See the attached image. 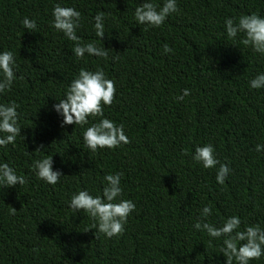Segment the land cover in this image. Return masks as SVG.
Returning a JSON list of instances; mask_svg holds the SVG:
<instances>
[{
	"label": "trees",
	"instance_id": "obj_1",
	"mask_svg": "<svg viewBox=\"0 0 264 264\" xmlns=\"http://www.w3.org/2000/svg\"><path fill=\"white\" fill-rule=\"evenodd\" d=\"M146 2L0 0V53L12 51L18 65L0 104L19 105L21 127L15 144L0 147V164L26 180L0 185V264H226L225 237L212 239L195 228L198 221L219 228L238 216L241 231L264 228V150H256L264 146V88L250 85L264 74V55L239 43L243 33L229 39L225 24L252 13L264 18V0H177L180 11L160 27L136 21L135 9ZM55 4L82 14L77 36L109 49L107 60L75 56L74 42L52 27ZM101 11L103 41L94 28ZM25 17L36 21L33 32L24 28ZM165 44L172 52H164ZM82 68H102L115 81V100L103 117L62 127L53 106ZM185 89L190 95L178 100ZM103 118L123 125L131 142L87 148L83 132ZM208 144L231 169L224 184L217 182L219 164L206 169L193 159ZM48 156L64 175L56 185L33 168ZM116 173H123L121 199L136 209L124 234L109 239L69 204L82 190L102 197L104 177ZM207 206L212 214L205 219ZM250 264H264V256Z\"/></svg>",
	"mask_w": 264,
	"mask_h": 264
},
{
	"label": "clouds",
	"instance_id": "obj_2",
	"mask_svg": "<svg viewBox=\"0 0 264 264\" xmlns=\"http://www.w3.org/2000/svg\"><path fill=\"white\" fill-rule=\"evenodd\" d=\"M177 0H164L163 6H158L152 0H147L135 9V19L141 25L160 27L166 18L172 13H178ZM54 20L52 27L62 31L68 40L74 42L73 52L78 59H84L85 54L96 56L107 60L109 49L98 47L96 43H82L77 36V29L81 25L82 14L74 7H62L55 4L52 13ZM106 13L101 11L94 17V28L96 36L103 41L105 36L104 19ZM24 28L33 32L37 28L34 19L25 17L22 21ZM227 36L236 40L238 34L244 36L239 43L250 46L255 52L264 55V18L257 13L242 15L238 22L234 19L225 21ZM146 30V29H145ZM165 53L172 52V49L165 44ZM118 59V57H117ZM14 53L3 51L0 53V93L11 91L14 81L17 79ZM23 79V77H19ZM253 89L264 88V74L257 75L251 80ZM115 81L108 79L102 68H97L95 72L81 69L66 91L64 99L53 107L57 113L63 116L64 125H79L83 127L89 123V117H103L104 107H111L115 100ZM190 95V90L185 89L183 95L177 99L182 101L185 96ZM19 105L12 102L8 105L0 104V147H7L15 144L16 138L21 135L19 124L20 115L17 111ZM83 140L87 148L92 152L99 149H116L121 144H128L131 141L125 135L124 126L116 125L107 118L101 119L97 124H93L83 132ZM41 147H43L41 145ZM257 151L264 150V146L257 145ZM36 152H41L37 149ZM187 154V153H185ZM197 162L202 163L206 169L215 168L219 164L217 172V182L224 184L231 169L220 163L216 158L215 149L211 144L195 149L193 157ZM37 178L50 185L59 183L60 177L64 176L61 171L53 170V157L48 156L36 160L33 164ZM123 173L108 174L104 177L107 186L103 189L101 196L93 197L88 191H79L73 195L69 207L75 212L84 211L88 213L96 223L93 228L107 238L118 237L124 234L128 217L135 211L136 205L130 199H121L123 188L121 187V177ZM26 183L23 175L18 176L14 168L8 163L0 164V185L7 188L17 185L23 186ZM11 213L15 214L16 209L11 207ZM210 206L204 207L202 216L206 219L211 216ZM197 230L206 231L212 239L225 237L220 252L226 257V264H250V261L259 260L264 256V228L259 224L241 228V219L238 216L227 218L222 226L217 228L211 223L198 221L195 224ZM90 231V230H89Z\"/></svg>",
	"mask_w": 264,
	"mask_h": 264
}]
</instances>
